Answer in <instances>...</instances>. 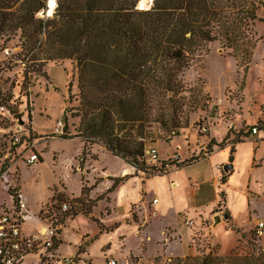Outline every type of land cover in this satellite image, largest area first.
I'll return each instance as SVG.
<instances>
[{
  "label": "rangeland",
  "instance_id": "374dc122",
  "mask_svg": "<svg viewBox=\"0 0 264 264\" xmlns=\"http://www.w3.org/2000/svg\"><path fill=\"white\" fill-rule=\"evenodd\" d=\"M140 4L141 0H137L138 10H149L153 6L152 2L148 9H141ZM49 12L48 0L46 11L38 14V18L52 19L55 9ZM259 18L261 20L256 22L252 31L256 48L250 64L244 66L241 58L236 60L232 51L222 47L220 42L210 43L207 52L185 71L183 78L189 88H202L204 93H194L192 97L201 100L205 106L191 113L190 127L181 130L180 135L169 142L157 138L160 134L158 126L152 130L156 138L146 140L147 149H156L161 160L155 163L146 157L148 166L152 167L150 172L160 169L161 162H169L170 168L163 173L166 174L174 166L173 162L177 163L178 157L183 160L190 157L193 163L180 169L179 185L173 190L171 204L175 213H182L179 217L163 210V206V212L157 216L155 206L128 203L135 199L139 187L133 177L145 181V173L131 169L133 172L129 174L124 170L125 176L119 179L132 177L125 182L133 179L135 182L124 186L120 182L112 189L125 165L104 150L100 143L92 141L94 144L87 146L86 163L80 167L85 147L83 137L77 136L80 119L66 111L67 107L78 106L75 100L68 102V93H79L75 64L64 60L48 62L42 67L28 61L29 58L22 62L24 53L19 36L0 38L1 93L11 97L12 113L30 132V137L25 136L24 141L34 143V151L45 157L43 164L28 166L14 159L7 133L16 123L0 116V171L3 173L10 166L12 172L17 170L15 175H8L9 183L13 181V186L18 189L26 188L28 197L34 202L41 193L35 205L29 204L30 210L59 229L63 254L78 253L90 258L93 264H105L101 259L104 256L123 258L129 255L150 263L158 256L193 261L207 251L218 257H245L264 248V236L256 234L257 223L264 222V142L256 140L255 144L250 136V129L264 117V9L259 12ZM33 70L41 72L37 75ZM25 71H28L27 76ZM185 96L189 99L190 94ZM64 115L68 118L67 130ZM59 122L63 123V133L55 132ZM203 126L209 129L206 135L201 131ZM66 134L68 138L63 139ZM211 136L220 139L219 144L223 143V146L213 147L212 152H218L210 159H204L211 154L207 150ZM235 139L241 143L236 144ZM226 146V149H220ZM232 147L236 151L231 163ZM202 148L205 150H200ZM29 155L26 152L25 157ZM223 158L226 161L218 167L217 174L220 185L215 186L214 167ZM89 163L93 165L90 169L87 168ZM227 165L233 167L228 174L223 170ZM223 177L228 179L226 185H223ZM190 179L204 185L206 207L203 208H214H211L208 220L201 221L203 225L211 224L212 230L205 229L197 220L192 227L184 225L183 212L190 208V215L195 213L193 197L199 190L194 182H188ZM169 183V179H155L151 186L163 190L169 187ZM161 198L169 202L167 196ZM0 200L10 201L5 183L1 185ZM65 204L67 210L63 208ZM225 214L230 215L231 224L228 221L223 225L215 223L214 216L225 221ZM170 222L176 224L179 234L168 225ZM233 226L241 231L243 238L242 234L231 229ZM190 246L195 253H188Z\"/></svg>",
  "mask_w": 264,
  "mask_h": 264
},
{
  "label": "trees",
  "instance_id": "16d2710c",
  "mask_svg": "<svg viewBox=\"0 0 264 264\" xmlns=\"http://www.w3.org/2000/svg\"><path fill=\"white\" fill-rule=\"evenodd\" d=\"M47 2L0 0V38L19 36L22 62L29 58L42 67L53 61L75 64L79 93H68V102L75 100L78 106L66 111L80 119L77 136L85 144L80 167L87 146L98 142L147 179L162 175L166 165L161 162L160 169L150 172L146 161V140L156 138L155 126L160 130L157 138L169 142L190 127V114L205 106L192 97L204 92L187 86L185 71L216 41L244 66L250 64L256 48L252 31L264 9L263 0H154L149 10H138L137 0H56L53 18H38ZM11 100L0 89V104L12 113ZM63 119L67 130L68 118ZM254 127L264 130V121ZM214 146L223 143L211 140L207 150L212 153ZM234 154L232 147L231 163ZM191 164L188 160L181 165ZM126 180L116 179L112 189ZM227 182L223 177V185ZM191 264H264V248L245 257L206 252Z\"/></svg>",
  "mask_w": 264,
  "mask_h": 264
},
{
  "label": "built area",
  "instance_id": "2783aa9c",
  "mask_svg": "<svg viewBox=\"0 0 264 264\" xmlns=\"http://www.w3.org/2000/svg\"><path fill=\"white\" fill-rule=\"evenodd\" d=\"M0 116L5 121L16 123L13 127H10L7 133L10 139L9 149L13 151L14 159L17 158L27 166L39 163L40 157L34 151L35 144L24 141L25 136L30 137L26 125L16 119L10 109L3 104H0ZM206 126H203L201 129L205 135L209 131ZM63 129V123L59 122L55 128V132L63 133ZM258 133L259 130L256 127L250 130L251 137L256 136ZM26 152L30 154L28 157H25ZM145 157H148L151 162L158 163L160 161L158 159V153L154 148L148 149L145 152ZM165 163L164 171L170 168V163ZM10 167L3 173L0 171V187L5 183L10 197V201L7 203L0 200V264H93L92 260L84 255H79L78 253L65 255L61 253V234L59 229L54 224L46 222L40 215L37 216L36 220L43 224L37 233L29 235L23 232V225L31 218V215L26 208L25 197L21 189L13 186V182L7 184L8 175L10 173L16 174V172L11 171ZM160 167H162L161 164ZM133 169L137 173H144L137 171L135 168ZM153 204L156 205L157 200H154ZM63 208L65 210L68 209L66 204ZM184 225L186 227H192L194 223L186 220ZM256 230L257 236L263 237L264 222L257 223ZM209 252L207 251V253ZM101 259L105 264H191V260L188 258L161 256L152 259L150 263H148L149 260L145 261L139 257L119 258L104 256Z\"/></svg>",
  "mask_w": 264,
  "mask_h": 264
},
{
  "label": "crops",
  "instance_id": "0c3cea01",
  "mask_svg": "<svg viewBox=\"0 0 264 264\" xmlns=\"http://www.w3.org/2000/svg\"><path fill=\"white\" fill-rule=\"evenodd\" d=\"M262 121H264V117H263V119H262ZM254 127V126H253ZM264 130H260L259 131V133L256 135V136H253V137H251L252 139H254V141H255V144H256V140H259L260 142L259 143H262V142H264V141H262V140H264L263 138H261V137H264V132H263ZM210 134L212 135V129H210ZM29 135H30V132H29ZM211 140H215L216 141V143L217 144H219L220 142H221V140L220 139H216L215 137H212L211 136ZM259 143H257V145L259 144ZM215 147V146H214ZM217 147V146H216ZM227 148V146L226 147H224V148H220L221 150H223V149H226ZM104 150H105V148H103ZM219 149V150H220ZM257 149H259L258 148V146H257ZM200 150H205V148H202V149H200ZM200 150H198V151H196L195 152V154H196V156L199 154V152H200ZM83 151H84V149H83ZM235 151H236V149H235ZM216 152H218V150H215L214 152H212L211 154H208V155H206L205 156V158L204 159H210ZM39 155V157H40V160L41 161H39V163L40 164H43L44 163V161H45V157L44 156H42L41 157V155L40 154H38ZM120 159V158H119ZM158 159L160 160V158H159V155H158ZM225 158H223V160L221 161V162H219L215 167H214V176H215V178H214V180H213V184L215 185V186H219L220 184H218L217 183V179H218V167L219 166H223L224 165V163H225V161H226V159L224 160ZM122 162H124L122 159H120ZM177 161H178V165H180V167H177V166H173L172 167V169H169V171H167V173L166 174H162V175H158V176H155V177H152V178H150V179H145V181H143V179L142 178H140V177H133L134 179L136 178L137 179V184L139 185V187H138V191L136 192V196H135V199H131V200H129L128 201V203L129 204H136V203H140L143 207L145 206V205H151L152 207H154L155 206V209L157 208V210H155V214L158 216V214H160L161 212H163V210L165 209V211H171V212H173L175 215L177 214V213H175V208H174V210H173V208H172V194H173V190H175L177 187H178V180H177V176H178V174L180 173V169H182L184 166H182L181 164L183 163V162H185V161H188V160H190V157L188 158V160L187 159H185V160H183L181 157H178L177 159H176ZM203 160V159H202ZM161 161V160H160ZM85 163H86V160H85ZM84 163V164H85ZM196 163V162H195ZM193 164V163H192ZM124 165H125V168L124 169H122L121 171H120V174H118L117 175V179H119V178H122V176H123V171L125 170L127 173H129V174H132V170L131 169H133L131 166H129V165H127L125 162H124ZM39 165H37V166H33V168H36V167H38ZM92 166L93 165H90V163H89V165L87 166V168H92ZM232 170H233V168H232ZM231 170V171H232ZM13 172H17V170H15L14 169V171ZM105 172V171H104ZM104 178V177H103ZM108 178H110V177H108ZM129 178H132V177H129ZM128 178V179H129ZM134 179L133 180H131V181H128V182H124V184H123V186L124 185H127L129 182L130 183H134L135 181H134ZM155 179H169V181H170V183H169V187H167V188H165V189H161V188H153L152 186H151V182L153 181V180H155ZM10 182V180H9V178L7 179V184ZM13 181H11V183H12ZM188 182H190V183H193L194 182V184L195 185H197L198 186V193L196 194V195H194V199H193V208H194V212L195 213H193L192 214V216L190 215L191 213H190V208H187L184 212H183V214H185V216H184V221H186V220H189V221H192L193 223L195 222V220H197V221H199L200 223H201V221L202 220H208L207 218L210 216V212L212 211V209H214L213 207H211L210 208V210H205L203 207L206 205V202H205V200H204V195L206 194V190L204 189V185H198V183L196 182V181H192L191 179L188 181ZM10 184V183H9ZM0 189H1V187H0ZM21 191H22V193H23V195H24V197H25V205H26V208L28 209V211L30 212V215H31V218L30 219H28L25 223H24V225H23V232L25 233V234H29V235H32V234H35V233H37V231L42 227V222H37V220H36V218H37V216H39V213H35V212H33V211H31L30 210V206H29V204L30 205H35L36 203H37V201L41 198V193H39V196H37V199L35 200V202L33 201V200H31L29 197H28V195H27V193H26V188H25V190L24 189H22L21 188ZM163 195H165V196H167L168 197V199H169V202H168V200L167 201H164V200H162V198H161V196H163ZM227 193H226V203H227ZM154 200H157V204L155 205V204H153V201ZM28 201H29V203H28ZM166 202H167V204H166ZM225 203V204H226ZM165 205V206H164ZM162 206H163V210H161L162 209ZM206 207V206H205ZM214 207H216V206H214ZM209 208V207H208ZM226 210H228L227 208H226ZM228 212H229V210H228ZM182 213H178L177 214V216L179 217L180 215H181ZM218 214V213H217ZM229 214H230V212H229ZM200 215H203V217H201ZM213 216H211V218H212ZM216 216H214V218H215ZM232 220V219H231ZM179 222V221H178ZM231 222H233V221H231ZM180 223V225H182L183 223H181V222H179ZM178 223V224H179ZM202 224V223H201ZM223 224H227V222H226V220L225 221H221V224L220 225H223ZM168 225H170V226H172V228H174V229H176L177 230V226H176V224H174V223H172V222H170V224H168ZM202 226L204 227L205 226V229H208V230H212V225L210 224L209 226H207V225H203L202 224ZM176 234H179V231L177 230L176 231ZM179 237H180V235H178ZM63 238L61 237V249H60V251H61V253H62V248L64 247V245H63ZM67 247V246H66ZM188 253H195V250H194V248L192 247V246H190V247H188ZM72 254V253H71ZM68 255V254H67ZM191 256H193V255H191ZM128 257H132L131 255H129Z\"/></svg>",
  "mask_w": 264,
  "mask_h": 264
},
{
  "label": "bare ground",
  "instance_id": "6f19581e",
  "mask_svg": "<svg viewBox=\"0 0 264 264\" xmlns=\"http://www.w3.org/2000/svg\"><path fill=\"white\" fill-rule=\"evenodd\" d=\"M55 1L56 0H49V9H50L49 13H52V11L56 8ZM152 2L153 0H141V4H140L141 9H148Z\"/></svg>",
  "mask_w": 264,
  "mask_h": 264
},
{
  "label": "water",
  "instance_id": "95a60500",
  "mask_svg": "<svg viewBox=\"0 0 264 264\" xmlns=\"http://www.w3.org/2000/svg\"><path fill=\"white\" fill-rule=\"evenodd\" d=\"M55 2H56V1H55ZM232 168H233V167H232L231 165H227V166H224V167H223V170H224V172H225L226 174H228V173L230 172V170H232ZM223 218H224L226 221L229 220V217H228L227 214H225ZM214 221H215V223H220L222 220H221V217H220V216H217V217L214 218Z\"/></svg>",
  "mask_w": 264,
  "mask_h": 264
}]
</instances>
